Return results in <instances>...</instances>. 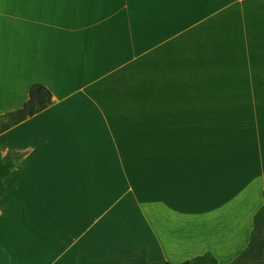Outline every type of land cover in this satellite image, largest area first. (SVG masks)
Instances as JSON below:
<instances>
[{
  "label": "crops",
  "instance_id": "0c3cea01",
  "mask_svg": "<svg viewBox=\"0 0 264 264\" xmlns=\"http://www.w3.org/2000/svg\"><path fill=\"white\" fill-rule=\"evenodd\" d=\"M34 84L51 105L0 133L16 161L0 264H135L142 248L228 264L246 248L264 203V0H0V115Z\"/></svg>",
  "mask_w": 264,
  "mask_h": 264
},
{
  "label": "trees",
  "instance_id": "16d2710c",
  "mask_svg": "<svg viewBox=\"0 0 264 264\" xmlns=\"http://www.w3.org/2000/svg\"><path fill=\"white\" fill-rule=\"evenodd\" d=\"M52 103V93L42 84L29 88L28 99L16 110L0 115V133L45 110ZM16 161H3L0 156V197L5 193L4 180L15 168ZM264 200V191H263ZM135 264H170L165 261L150 262L145 248L133 254ZM182 264H217L211 252L193 257ZM228 264H264V203L253 217V228L246 248Z\"/></svg>",
  "mask_w": 264,
  "mask_h": 264
},
{
  "label": "rangeland",
  "instance_id": "374dc122",
  "mask_svg": "<svg viewBox=\"0 0 264 264\" xmlns=\"http://www.w3.org/2000/svg\"><path fill=\"white\" fill-rule=\"evenodd\" d=\"M0 226H1V228H0V239L1 240H3L5 237L7 238H9L10 239V237H9V235H4V231H3V227H2V225L3 224H5V220L4 219H1V222H0ZM17 231H19V229H17ZM13 235V234H12ZM14 236V235H13ZM18 237V236H17ZM22 239H24L23 238V235H22V237L19 239V241H21ZM15 254V253H14Z\"/></svg>",
  "mask_w": 264,
  "mask_h": 264
}]
</instances>
